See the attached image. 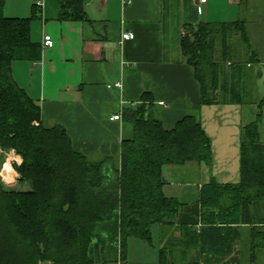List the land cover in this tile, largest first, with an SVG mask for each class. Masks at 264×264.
Returning a JSON list of instances; mask_svg holds the SVG:
<instances>
[{
    "label": "trees",
    "instance_id": "1",
    "mask_svg": "<svg viewBox=\"0 0 264 264\" xmlns=\"http://www.w3.org/2000/svg\"><path fill=\"white\" fill-rule=\"evenodd\" d=\"M3 5L0 0V149L20 156L15 171L29 186L6 188L0 180V264H131L129 237L150 243L153 224H176L182 204L162 192V167L189 160L211 164L210 138L191 115L164 128L151 112L152 101L142 96L123 112L132 135L121 140L119 163L110 156L91 160L74 150L64 127L43 124L39 104L11 73L14 60L40 59L42 46L29 38L35 16L6 17ZM59 7L62 19L85 17L81 0H59ZM231 32L244 46L245 61L230 60ZM181 49L199 82L202 104L264 106V95H245V70L256 62V53L244 21L200 22L182 34ZM260 121L258 113L241 129L238 180L211 178L199 190L200 223L250 225L252 255L264 247ZM159 253L165 262L163 249Z\"/></svg>",
    "mask_w": 264,
    "mask_h": 264
},
{
    "label": "crops",
    "instance_id": "2",
    "mask_svg": "<svg viewBox=\"0 0 264 264\" xmlns=\"http://www.w3.org/2000/svg\"><path fill=\"white\" fill-rule=\"evenodd\" d=\"M37 2L41 6H36ZM81 2L83 19H62L59 0H4V16H35L29 38L42 46L40 59L14 60L11 73L39 104L43 124L64 127L74 150L91 160L110 156L119 163L121 140L132 135V124L123 112L145 96L164 128L171 129L183 116L191 115L211 141V164L189 160L162 167V192L182 204L176 224H153L150 243L129 237L126 260L131 264H264V247L254 255L249 250L250 225H208L199 220L200 187L211 178L222 183L238 180L240 132L258 113L264 142V106L202 104L199 82L181 49L182 34L200 22L244 21L256 53L259 95H264V0H130L125 5L122 0ZM124 31H131L134 38L123 41ZM44 35L50 36L52 47H44ZM231 35L228 33V51H235ZM218 46L217 41L216 51ZM244 50L238 48L239 58ZM117 81L121 88L107 87ZM216 106L227 112L229 124L211 123ZM116 114L120 118L113 120ZM204 119L210 121L207 127ZM15 156L19 163L20 157Z\"/></svg>",
    "mask_w": 264,
    "mask_h": 264
},
{
    "label": "rangeland",
    "instance_id": "3",
    "mask_svg": "<svg viewBox=\"0 0 264 264\" xmlns=\"http://www.w3.org/2000/svg\"><path fill=\"white\" fill-rule=\"evenodd\" d=\"M233 35H231V42H232V49L234 48L235 51H228V55L230 56L232 61H238V62H242L245 61V59L247 58L246 55V51L244 50V52H242L241 54H243V56L241 55L239 58V54L237 52L238 48L240 49V47L244 48L243 44L239 41V38L237 35H234V33L232 32ZM221 47L218 46L217 48V55L220 53ZM234 52H236L234 54ZM246 55V56H245ZM256 64L251 65L250 67L247 66L246 70H245V85L247 88V93L245 94L248 99H257L260 97V88H259V84L258 82H256V78L258 77V71L256 69ZM261 81V80H259ZM263 88H264V83H263ZM264 93V92H262ZM261 93V94H262ZM216 110H213V112L211 113V123L215 122V124H229L227 123V118H229V116L227 115V112H221L218 110L217 106L215 107ZM205 126L207 127V124L210 123L209 119H204L203 120ZM14 153V154H13ZM15 155H17L15 153L14 150H9V151H4L2 152L0 149V173L5 177V179L8 182H5L4 180H2L1 176H0V180L3 183V185L6 188H19V189H25L26 187H28V183L22 184L21 181H18L19 178V173L17 171H15V164H19L18 162L15 161V158H17ZM19 156V155H18ZM20 157V156H19ZM21 161V158H20ZM221 165V164H220ZM13 171L14 172V177L10 176L9 173ZM9 172V173H8ZM7 177H12L10 180L7 179ZM262 207H264V205H262ZM49 264V263H46Z\"/></svg>",
    "mask_w": 264,
    "mask_h": 264
},
{
    "label": "built area",
    "instance_id": "4",
    "mask_svg": "<svg viewBox=\"0 0 264 264\" xmlns=\"http://www.w3.org/2000/svg\"><path fill=\"white\" fill-rule=\"evenodd\" d=\"M199 2H206V0H197ZM122 3L125 5V4H128L130 3V0H122ZM36 6H41V3L40 2H37L36 3ZM134 38V34L131 32V31H124L122 34H121V39L124 41V40H128V39H133ZM43 45L44 47H52L53 46V41L52 39L50 38V36L48 35H44L43 37ZM111 86H114V87H117V88H121L122 85H121V82L120 81H117V82H114L112 84H108L107 87H111ZM120 118V115L119 114H116V115H113L112 116V119L113 120H118ZM0 176L2 178V180H4L5 182H8L5 177L0 173ZM14 177V176H13Z\"/></svg>",
    "mask_w": 264,
    "mask_h": 264
},
{
    "label": "bare ground",
    "instance_id": "5",
    "mask_svg": "<svg viewBox=\"0 0 264 264\" xmlns=\"http://www.w3.org/2000/svg\"><path fill=\"white\" fill-rule=\"evenodd\" d=\"M9 175H10V176H13V175H14V172H13V171H11V172L9 173Z\"/></svg>",
    "mask_w": 264,
    "mask_h": 264
},
{
    "label": "water",
    "instance_id": "6",
    "mask_svg": "<svg viewBox=\"0 0 264 264\" xmlns=\"http://www.w3.org/2000/svg\"><path fill=\"white\" fill-rule=\"evenodd\" d=\"M164 180V179H163Z\"/></svg>",
    "mask_w": 264,
    "mask_h": 264
}]
</instances>
